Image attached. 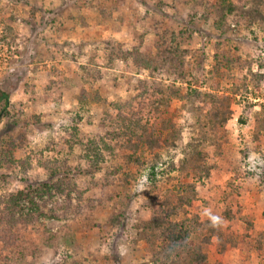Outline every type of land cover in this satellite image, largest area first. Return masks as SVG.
<instances>
[{
	"label": "rangeland",
	"instance_id": "1",
	"mask_svg": "<svg viewBox=\"0 0 264 264\" xmlns=\"http://www.w3.org/2000/svg\"><path fill=\"white\" fill-rule=\"evenodd\" d=\"M216 1L0 0V90L8 93L5 107L0 100V196L58 182L61 175L52 172L58 160L85 167L86 149L94 148L89 143H97L95 130L103 126L100 116H113L115 104L131 99L138 106L139 81L152 74L168 91L161 115L146 113L148 126L161 131L162 122L178 118L183 127L162 134L165 148L144 154L141 165L127 167L115 149L107 169L94 175L87 169L67 187L58 182L60 191L40 199V225L26 223V199L7 208L0 203L4 264H168L159 249L165 235L145 223L157 216L166 223L186 219L187 228L190 214L167 217L163 204L174 201L177 187L189 185L195 186L196 212L221 221L228 204L239 234L264 236V17L239 0L233 15L216 26ZM159 43L180 55L178 71L163 67L151 74L141 65ZM193 88L230 104L223 129L208 133L199 126L205 117H194ZM192 140L209 155L202 186L171 169ZM109 171L110 181L102 177ZM72 184L76 190H67ZM50 210L58 217H47ZM239 238L244 241L226 243L221 253L202 248L207 264H264V247L257 253L255 239Z\"/></svg>",
	"mask_w": 264,
	"mask_h": 264
},
{
	"label": "trees",
	"instance_id": "2",
	"mask_svg": "<svg viewBox=\"0 0 264 264\" xmlns=\"http://www.w3.org/2000/svg\"><path fill=\"white\" fill-rule=\"evenodd\" d=\"M236 1L239 0H217L215 2L216 9H220L221 12L219 16L220 20L215 21L216 26H222L226 18L233 15ZM247 1L249 3V10L252 12L255 11L259 14V16L264 17V10H261L260 8V6L264 4L263 0ZM181 62L182 58L180 55H177L175 49L159 43L156 44V53L144 54L141 65L152 74V71H156L163 67L165 68V71L169 70L170 68L172 71H178L179 67L177 64ZM139 84H142L143 87L141 92L138 94L136 93L137 97L140 99V101H137L138 106L136 105L135 107L133 105L134 102H136V98L134 100L131 99V102L128 100L123 103L115 104L116 108H111V110H114L115 113L113 116H111L112 113H104V116H100L98 121L101 122L103 126H100L95 130L97 143H89V145H93L94 148L89 147L86 149L87 153L84 157L85 167H81L79 163L69 167H64L61 163V160L56 161L57 163L54 166L56 168L53 167L52 172H54V175H61L58 182L62 183L63 186H70V184H68L66 181L73 180L74 175L77 177L82 176L86 173L85 171H87V169H91L92 175L98 173L101 168L107 169L105 162L107 161V158L114 155L115 149L121 151L125 161L129 163L127 167L132 165H141L144 154L157 155L161 148L165 145V140L161 138L162 134L165 132L170 133L172 130L173 132H181L180 130L183 127L179 126L178 118L171 119L168 124H166V121L162 122L160 125L161 131H155L152 127L148 126L146 113L148 114L157 112V115H161L162 106L167 104V98L164 94L166 90L168 91V89L155 82L153 79V74L145 78L144 81H139ZM170 86L172 91L177 92V88H175L174 85ZM150 88H152V90H150ZM156 94H158V96L154 98ZM193 96L194 98L191 102L190 98ZM188 98L190 101L189 103H192V110L195 112L194 117L199 118L200 113H203L202 116L205 117V119L203 118L204 121L201 120V123L199 122V126L202 129L205 127L206 132L212 130L217 131L218 128L223 129L227 119L231 115L230 104L228 102H223V96L217 95L215 92L193 88ZM0 100L4 101L5 107L8 103V93L0 90ZM126 107H131L134 109L128 110ZM123 108L126 109L124 110ZM238 121L240 123H244L245 119L242 116H238ZM106 123L108 124V127H106ZM209 137V135H205L203 140ZM200 143L202 144L200 141L193 140L187 142V144L184 145L185 148L183 150L181 161L179 164H177L179 166L172 167L171 169L177 170L178 172H185V174L191 179H193L192 177H195L193 182L199 183V186H202L204 183V176L209 175V167H211V165L208 163L209 155L205 151L204 146L200 145ZM219 153L220 151L218 150L217 154L219 155ZM113 174V171L105 172L103 173L102 177L110 181L113 179L109 176H112ZM73 181L76 182V180ZM58 182H39L38 186L35 185L34 187H32V184H28L27 189L17 190L10 195H1L0 203H4L3 207L7 208L16 204L20 199H26L29 201V213L24 215L25 219L27 220L26 223L31 224L32 226L40 225L36 221V217L39 215H45L40 208V199L42 200V196L45 193L50 192L49 190H52L51 192L60 191L61 186H58L60 184ZM75 182L73 184H75ZM73 184L67 190H76ZM194 191V185H189L188 188L183 187V189L182 186L181 188L177 187L173 197L174 201L163 204V209L166 210L167 217L179 215L181 212L190 214V220L187 222V228L184 225L186 223V219H183V221L180 223L175 220H170L168 223H166L163 218L157 216L154 218L155 220L151 219L145 223V226L149 227V229L153 231L154 229L161 228V231L165 235L166 238L164 237L165 239L161 240L162 243L160 244L159 249L163 251L167 260L169 259L168 264H207V252L202 248L207 246L212 248L216 253H221L226 250V243H229L232 247L244 241L239 237H243L245 240L251 239V237L255 239L256 242L254 245L252 244L251 247H253L255 252H260V250L264 247L263 235L256 236L255 234L250 235V233H244L245 235L239 234L236 228V223L234 222L233 226L230 225L233 216L231 215V217L230 214H228V212L230 213L231 210L229 208L230 205L228 204L226 206L227 214L223 216L224 220L221 221L219 219L211 220L210 218L205 217L201 212H196V198L194 196ZM36 194H38L37 198L39 199L34 198L36 197ZM66 197L69 199V195ZM189 209H191V212L188 211ZM52 210H50L51 212L47 217H58L52 212ZM198 230L202 231V233L198 234ZM248 231L258 234L253 229H249ZM149 237H146V240H149ZM198 237L200 239L202 237L204 238L203 243L205 245L188 243L190 240H194V238ZM225 237H227L226 240ZM260 238L262 242H259V244L256 246V243L257 241H260ZM182 240H184V243H182ZM185 240H188V242ZM213 241H215V243L211 245ZM165 243L167 244L165 245ZM2 259L5 260V258ZM4 260H0V264H4ZM6 263L16 264L15 262L10 263L9 261ZM160 264L163 263L160 262Z\"/></svg>",
	"mask_w": 264,
	"mask_h": 264
},
{
	"label": "clouds",
	"instance_id": "3",
	"mask_svg": "<svg viewBox=\"0 0 264 264\" xmlns=\"http://www.w3.org/2000/svg\"><path fill=\"white\" fill-rule=\"evenodd\" d=\"M216 219H217V218H215V217L213 218V220H216Z\"/></svg>",
	"mask_w": 264,
	"mask_h": 264
}]
</instances>
